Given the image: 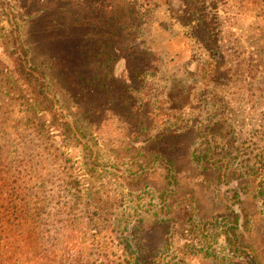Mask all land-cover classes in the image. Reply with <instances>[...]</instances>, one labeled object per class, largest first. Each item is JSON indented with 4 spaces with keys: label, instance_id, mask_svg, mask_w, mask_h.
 I'll return each mask as SVG.
<instances>
[{
    "label": "rangeland",
    "instance_id": "rangeland-1",
    "mask_svg": "<svg viewBox=\"0 0 264 264\" xmlns=\"http://www.w3.org/2000/svg\"><path fill=\"white\" fill-rule=\"evenodd\" d=\"M26 58L76 137L33 117ZM0 130L79 172L112 263L264 264V0H0Z\"/></svg>",
    "mask_w": 264,
    "mask_h": 264
},
{
    "label": "trees",
    "instance_id": "trees-1",
    "mask_svg": "<svg viewBox=\"0 0 264 264\" xmlns=\"http://www.w3.org/2000/svg\"><path fill=\"white\" fill-rule=\"evenodd\" d=\"M216 42L211 34L204 35L208 48H215ZM17 70L22 81L34 84L29 99L38 123L46 125L51 118L50 122L58 124L53 129L58 135L76 137L71 123L61 120L54 96L42 89L46 82L40 68L26 58ZM97 77L91 75V86ZM1 134L0 130V138ZM25 147L34 149L32 144ZM25 147L12 149L9 142L0 141V264H114L101 255L107 240L94 228L96 212L88 221L82 215L84 198L96 201L93 191L84 194L83 177L77 171L75 178L62 176L52 184L44 174L36 173L34 156L26 154ZM142 262L137 257L131 264Z\"/></svg>",
    "mask_w": 264,
    "mask_h": 264
}]
</instances>
